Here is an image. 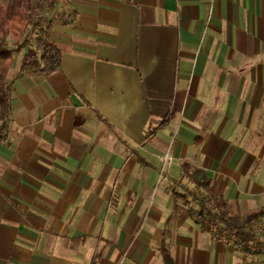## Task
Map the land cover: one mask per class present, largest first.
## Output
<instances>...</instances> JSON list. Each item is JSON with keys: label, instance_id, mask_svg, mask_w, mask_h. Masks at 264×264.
Instances as JSON below:
<instances>
[{"label": "crops", "instance_id": "1", "mask_svg": "<svg viewBox=\"0 0 264 264\" xmlns=\"http://www.w3.org/2000/svg\"><path fill=\"white\" fill-rule=\"evenodd\" d=\"M57 2L62 70L11 91L0 264H236L184 167L233 214L264 208V0Z\"/></svg>", "mask_w": 264, "mask_h": 264}, {"label": "trees", "instance_id": "2", "mask_svg": "<svg viewBox=\"0 0 264 264\" xmlns=\"http://www.w3.org/2000/svg\"><path fill=\"white\" fill-rule=\"evenodd\" d=\"M44 2L45 0L36 3L31 0H11L7 9L0 6V145L8 144L12 118L11 91L14 84L26 76L48 77L62 70V50L51 42L50 36L56 26L73 25L77 20V12L69 8L67 14L59 15L56 19L39 21L38 17L44 9ZM28 26H32L36 32L33 45L26 41L14 50L8 49L3 40L8 34V28L10 27L11 31L17 35L23 33ZM28 45L29 53L23 58L18 74L9 81L8 74L14 65L15 55L20 54ZM98 117L111 127L100 115ZM183 179H189L194 184L195 192L191 194V197L197 205H201L202 210L205 209L208 197L214 198L217 202L216 212L206 215L211 224L196 220L204 231L213 232L211 226L219 225L221 229L224 228L230 235L235 236L236 241L243 245L242 250L245 254H251L253 251L251 248H253L256 254L264 256V243L261 242V236L252 228L259 218L264 217V208L239 217L228 209L224 199L212 192L211 182L204 171L192 170L189 166H185ZM176 196L185 202L188 201L186 196ZM195 210L190 211L193 217ZM163 255L165 264H174L167 251L163 250Z\"/></svg>", "mask_w": 264, "mask_h": 264}, {"label": "rangeland", "instance_id": "3", "mask_svg": "<svg viewBox=\"0 0 264 264\" xmlns=\"http://www.w3.org/2000/svg\"><path fill=\"white\" fill-rule=\"evenodd\" d=\"M10 1L11 0H0V6L3 7L4 9H7ZM31 1L33 3H36L40 0H31ZM64 5H66V4H64ZM59 10H60V8L58 6L57 0H45L44 9L42 11L41 16L38 17V20L39 21L40 20L44 21L46 19L48 20L51 17L58 14ZM35 36H36V32L33 30L32 26H28L23 31V33H21V34L18 33L17 35L14 34L9 27L8 28V34L6 37L3 38V40L6 44V46L8 47V49L14 50L26 41L30 42V45L31 44L33 45V40H34ZM29 50H30V46L28 45L27 48H24L21 51L22 56H24L26 52L29 53ZM17 69L18 68L15 65V67H13V69L9 72V74H8L9 81H10V79L11 80L14 79L15 75L18 72ZM0 128H1V123H0ZM178 199H180V198H178ZM194 208H195V206H194ZM252 228H254L255 230L258 231V234L261 236V242L264 243V217L259 218L258 221H256V223L253 224ZM213 234L218 239V241L221 242L222 245L226 246L230 250L235 251L236 253L239 254V257L236 261V264H264L263 254H261V255L256 254L255 250H253L251 252V254H245L241 248H239L235 245L234 241H232L231 239H227V237H225L226 239H223V237L220 235L221 234L220 231L216 232L215 230H213Z\"/></svg>", "mask_w": 264, "mask_h": 264}, {"label": "built area", "instance_id": "4", "mask_svg": "<svg viewBox=\"0 0 264 264\" xmlns=\"http://www.w3.org/2000/svg\"><path fill=\"white\" fill-rule=\"evenodd\" d=\"M55 29V28H54ZM53 29V31H54ZM165 163H167L168 161H171V159L169 158V156H166L165 159H164ZM166 165V164H165ZM207 204L205 206V209L202 210L201 209V205H198L197 209L195 210L194 212V219L197 220V221H201L202 223L204 224H211V221L209 218L206 217L207 213H215L216 212V205H217V202L214 198L212 197H208L207 199ZM212 227V230H215L216 232L220 231L221 232V236L223 237V239H226L225 237H227V239H231L232 241H234L235 245L239 248H243V245L239 242L236 241V238L234 235H230L227 230H225L224 228L221 229L219 227V225H214V226H211ZM254 229V228H253ZM256 232L258 233V231L256 230ZM252 250H254L253 248H251Z\"/></svg>", "mask_w": 264, "mask_h": 264}]
</instances>
